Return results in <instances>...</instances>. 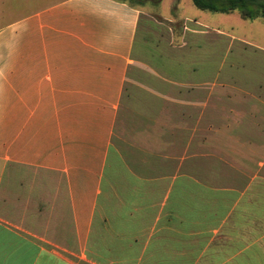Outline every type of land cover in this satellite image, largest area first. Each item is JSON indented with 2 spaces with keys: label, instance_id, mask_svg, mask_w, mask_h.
I'll use <instances>...</instances> for the list:
<instances>
[{
  "label": "crops",
  "instance_id": "1",
  "mask_svg": "<svg viewBox=\"0 0 264 264\" xmlns=\"http://www.w3.org/2000/svg\"><path fill=\"white\" fill-rule=\"evenodd\" d=\"M1 16L0 264H264V58L128 0Z\"/></svg>",
  "mask_w": 264,
  "mask_h": 264
},
{
  "label": "rangeland",
  "instance_id": "2",
  "mask_svg": "<svg viewBox=\"0 0 264 264\" xmlns=\"http://www.w3.org/2000/svg\"><path fill=\"white\" fill-rule=\"evenodd\" d=\"M129 2L138 3L145 11L154 13L155 18L159 22L158 26L166 28L169 27L171 31V44L173 46L180 45L181 32L183 30L185 19H197L205 24V29L209 34H212V29H219L226 37H224V45H218V52L221 54L226 51V65L236 58L235 51L238 48H246L250 53L252 60L262 61L264 58V19L256 18L253 20L243 19L237 11L229 13H217L196 8L191 0H128ZM166 19H164V18ZM11 18L6 16L0 17V22L8 21ZM169 19L172 22H169ZM243 39V40H242ZM246 41L247 45L241 43ZM211 42V41H210ZM250 45V46H248ZM209 45V49H210ZM217 47V46H215ZM257 48L258 51L255 49ZM217 49V48H215ZM257 53L254 54V51ZM221 52V53H220ZM259 52V53H258ZM259 55V56H258ZM261 57V59H258ZM141 121L136 118L133 112V107L128 106L122 109L118 115L114 127V135L112 143L114 149L120 154L126 156L128 152V145L134 142L135 134L133 129L136 128L137 123ZM113 160V159H112ZM114 161V160H113ZM112 161V163H113ZM110 162L106 176L111 173Z\"/></svg>",
  "mask_w": 264,
  "mask_h": 264
},
{
  "label": "trees",
  "instance_id": "3",
  "mask_svg": "<svg viewBox=\"0 0 264 264\" xmlns=\"http://www.w3.org/2000/svg\"><path fill=\"white\" fill-rule=\"evenodd\" d=\"M200 9L217 13L237 11L241 18L264 19V0H191Z\"/></svg>",
  "mask_w": 264,
  "mask_h": 264
}]
</instances>
